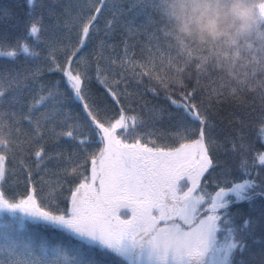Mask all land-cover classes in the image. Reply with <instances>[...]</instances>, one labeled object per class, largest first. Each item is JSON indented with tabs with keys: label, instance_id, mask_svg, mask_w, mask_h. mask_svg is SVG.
Wrapping results in <instances>:
<instances>
[{
	"label": "snow or ice",
	"instance_id": "1",
	"mask_svg": "<svg viewBox=\"0 0 264 264\" xmlns=\"http://www.w3.org/2000/svg\"><path fill=\"white\" fill-rule=\"evenodd\" d=\"M262 176L264 3L226 61L163 0L0 4V264H264Z\"/></svg>",
	"mask_w": 264,
	"mask_h": 264
},
{
	"label": "trees",
	"instance_id": "2",
	"mask_svg": "<svg viewBox=\"0 0 264 264\" xmlns=\"http://www.w3.org/2000/svg\"><path fill=\"white\" fill-rule=\"evenodd\" d=\"M163 3L166 23L174 36L194 50L208 53L212 57H218L221 61L228 60L233 48L240 45L246 37L252 35L257 10L262 4L257 6L255 0H163ZM0 4H11L21 14L25 11V0H0ZM207 18L217 22L219 27L216 33L209 35L201 30L200 26L204 19ZM92 87L93 91H100L95 83H93ZM144 95L150 104L168 108L167 103L163 99H156L147 93ZM122 103L138 113L142 111L140 102L122 101ZM117 107L113 103L106 101L108 114H115ZM168 110L174 111V109L170 108ZM143 115L147 122L144 129L146 132L156 133L158 129L164 131L170 128L167 120L164 121L163 125L154 124L147 110H143ZM227 131L228 127L221 125L220 134L225 135ZM156 138V135L148 137L150 140H155ZM162 142L171 143V139ZM259 147L260 145L257 142L256 148ZM253 154H249V160H251ZM80 163V170L83 172V162L81 161ZM230 167L233 168L235 174V161ZM258 170L259 168L257 167ZM228 178L230 179L231 177ZM260 178H264V176ZM216 179L220 180L224 179V177L217 174ZM257 182H259V178ZM211 190L212 188L210 187L209 191ZM257 202H259V198ZM241 207L247 208L248 205L244 203ZM34 230L37 232L43 231V229L38 227Z\"/></svg>",
	"mask_w": 264,
	"mask_h": 264
},
{
	"label": "clouds",
	"instance_id": "3",
	"mask_svg": "<svg viewBox=\"0 0 264 264\" xmlns=\"http://www.w3.org/2000/svg\"><path fill=\"white\" fill-rule=\"evenodd\" d=\"M257 6L261 3H264V0H255ZM201 30L206 32L207 34L211 35L218 31V24L215 20L211 18L204 19L203 23L201 24Z\"/></svg>",
	"mask_w": 264,
	"mask_h": 264
}]
</instances>
